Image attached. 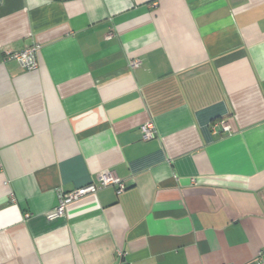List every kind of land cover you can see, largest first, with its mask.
<instances>
[{
    "label": "crops",
    "instance_id": "1",
    "mask_svg": "<svg viewBox=\"0 0 264 264\" xmlns=\"http://www.w3.org/2000/svg\"><path fill=\"white\" fill-rule=\"evenodd\" d=\"M0 264H264V0H0Z\"/></svg>",
    "mask_w": 264,
    "mask_h": 264
},
{
    "label": "built area",
    "instance_id": "2",
    "mask_svg": "<svg viewBox=\"0 0 264 264\" xmlns=\"http://www.w3.org/2000/svg\"><path fill=\"white\" fill-rule=\"evenodd\" d=\"M41 49V46L38 44H33L26 47L23 51L17 53H8V59L17 61L24 68L29 71H36L38 68L37 58L38 52ZM140 61L138 59H132L130 61V67L136 69L139 67ZM220 125L222 130L226 133L231 132V126L227 121H221ZM142 138L143 140H150L154 138L157 134V131L154 125L150 122L142 126ZM115 186L117 188V193L120 195L126 190L124 182L118 177V175L111 170H106L99 175V183L97 185L91 183L87 186L76 189L70 193L61 195L60 204L53 214L49 216L50 219L56 217H63L65 215L66 207L73 201H77L80 198L96 193L98 189L102 187ZM119 256L123 257L124 253L119 250Z\"/></svg>",
    "mask_w": 264,
    "mask_h": 264
}]
</instances>
